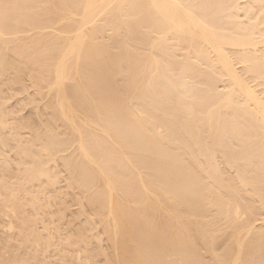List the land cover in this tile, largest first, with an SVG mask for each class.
<instances>
[{
	"label": "bare ground",
	"instance_id": "1",
	"mask_svg": "<svg viewBox=\"0 0 264 264\" xmlns=\"http://www.w3.org/2000/svg\"><path fill=\"white\" fill-rule=\"evenodd\" d=\"M0 264H264V0H0Z\"/></svg>",
	"mask_w": 264,
	"mask_h": 264
}]
</instances>
